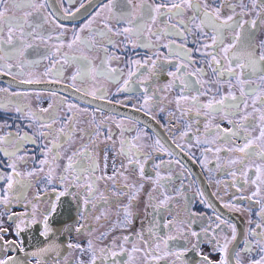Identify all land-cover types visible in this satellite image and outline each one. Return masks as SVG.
<instances>
[{
    "label": "flooded vegetation",
    "instance_id": "flooded-vegetation-1",
    "mask_svg": "<svg viewBox=\"0 0 264 264\" xmlns=\"http://www.w3.org/2000/svg\"><path fill=\"white\" fill-rule=\"evenodd\" d=\"M160 2L146 0L153 6ZM228 2L237 4L236 18L240 19V0ZM36 3H44V7L16 9L12 4L5 5L6 15L10 17L31 13L28 22L33 28L25 26V31L34 30L44 38L30 39L32 47L21 57L0 61V89L7 90L0 91V137L6 141L0 143V149L11 153L17 144L22 145L16 156H5L0 151L3 177L0 197L7 189V177L12 174L9 164H15L19 179L30 185L22 189L14 178L12 189L8 190V202L0 203V225L6 229L0 232L3 237L0 259L13 257L18 264H92L93 258L95 264H204L206 256L211 264H219L221 253L217 244H225L227 236L231 264L237 258L240 264L260 260L264 256L261 251L264 238L260 235L264 233V183L257 181L260 193L252 197L257 188L252 180L256 179L255 166L264 165V161L258 157L249 160L251 169L245 178L241 165L230 163L242 159L243 154L225 151L242 146L244 140L236 138L225 143L215 131L217 124L224 130L232 128L223 118V112L209 114L207 109H197L190 99H181L177 104L181 95L192 97L196 92L181 91L179 81L167 87L173 80L168 72L175 71V65L183 61L170 55L164 45L173 49L185 45L191 50L193 61L187 71L204 69L203 80L208 83L196 86L206 92L199 96L200 104L228 95L231 84L232 93L246 100L248 108L241 104L239 110L227 111L251 113L245 124H258L259 113L252 107L256 97H241L240 89L242 86L245 90L259 89L256 96L264 99V81L259 79V74L252 76L245 69L241 80L248 83L243 85L235 79L229 82L226 76L217 78L208 67L209 58L201 55L204 50H196L199 44L211 43L210 36L201 40L195 29L191 34L186 33L187 41L168 35V31H177L172 25L183 29L179 21L188 20L192 15L189 9L182 17L171 20L158 17L150 24L152 32L161 31L159 39L147 31L138 39L122 33L129 25L109 12L105 7L108 0H36ZM208 3L212 6L213 0ZM219 3L220 0H215L216 5ZM242 3L247 7L242 18L255 19L251 0ZM123 6L124 0H116L113 11L119 14ZM230 14L225 4L221 15ZM105 23L113 30L106 37L89 31L107 32ZM257 25L255 29H250L248 24L244 28L253 34L255 55L259 57L264 23L258 19ZM0 27L4 29L2 38L7 41V24ZM117 30L121 31L120 35L115 34ZM75 35L92 47L77 41L69 48ZM231 35L226 33V44L231 42ZM18 36L19 32L14 30L13 43ZM109 39L112 44L108 43ZM141 40L151 47L138 46ZM3 48L5 52L12 50L7 43ZM82 56L87 61L79 59ZM220 58L227 67L222 53ZM153 59L155 68H151ZM8 64L10 69L5 67ZM86 71L88 74L84 75ZM240 71L237 69V73ZM197 78L199 73L192 79ZM28 80L33 82H23ZM209 88L212 91H207ZM17 105L22 107V112L16 111ZM256 107H260L259 100ZM29 113L35 118L30 119ZM42 122H48L50 128L42 127ZM41 131L48 135L41 137ZM238 131L241 135H259V127L247 133ZM25 133L36 143L20 140L19 136ZM65 136L69 137L66 141ZM54 142L62 147L49 151ZM54 151L59 152L58 160L53 159ZM21 156L23 160L19 159ZM70 156L73 168L65 172ZM42 160L47 162L42 165ZM30 171H34L32 176L27 175ZM61 176L68 179L62 183ZM261 179L264 180V174ZM61 192L65 194L61 196ZM53 204L55 212L49 215L50 231L45 237L41 235V222ZM229 204L232 207H226ZM33 214L37 223L29 221L28 227L21 225L24 230L17 235L15 225L20 223L19 217Z\"/></svg>",
    "mask_w": 264,
    "mask_h": 264
},
{
    "label": "snow or ice",
    "instance_id": "snow-or-ice-1",
    "mask_svg": "<svg viewBox=\"0 0 264 264\" xmlns=\"http://www.w3.org/2000/svg\"><path fill=\"white\" fill-rule=\"evenodd\" d=\"M12 4L16 9H23V8H36L37 10L42 9L44 7V3L37 4L36 0H0V25L7 24L8 27V38L7 41H5L2 38L3 34V27H0V61L5 60L7 57L8 59H15L18 57H21L24 53V51L27 48L32 47V45L28 42L32 38H40L43 39V36H39L38 33H36L34 30L31 31H25V26L32 29L33 25L29 24L28 22V16L31 15V13L26 12L23 17L20 18H14L6 15L7 8L5 5ZM225 4H227L228 9L231 11L232 14L227 16L221 15V10L225 7ZM252 9L256 12V18L252 20H244L242 17L247 14V7L243 5L242 0H240V7L242 9L240 16V19L236 18V7L237 4L229 3L228 0H220L219 5L215 4V0H213V5L210 6L208 3V0H203V4H201V0H169V2H164V0H161L160 3L153 5H148L146 3V0H140L139 3H135L134 0H124V6L122 11L117 14L113 11L114 6L116 5V0H108L107 5L105 7L108 8L109 12L112 15H115L118 21H124L129 26L123 28L122 33L127 34V37L135 36L136 38H140L142 34L147 31L152 36H155L157 39H159L160 35L162 34L161 31L152 32L151 28L149 27L150 24H153L156 22L158 17H167L168 20H171L173 17H182L184 15V12L186 9H189L192 11V15L188 18L187 21L180 20L179 24L183 25V29H178L177 25H172L171 27L174 29H177L175 32L168 31V35H177L182 37L185 41H187V34H191L193 29L198 31L200 35V39L203 40L205 37H209L211 39V43H203L199 44L197 46V51L200 52L201 49L204 51L201 52L202 56H207L209 59L207 60L208 67L211 69L214 76L217 78H223L227 77L228 81L230 82L232 79H235L238 84L243 85L245 83H248L246 80H241V75L243 74L244 70L247 69L252 76H256L259 74V79L261 81H264V42H261V55L257 57L255 55V49H254V40H253V34L251 32H246L244 26L248 24L250 26V29H255L257 25V20L259 19L261 23H264V0H251ZM81 7H83V4H81ZM137 9H139V16H137ZM99 15V13H97ZM135 21V22H134ZM54 22V21H53ZM91 23V21H89ZM87 27V25H85ZM104 28L107 29V32L105 31H98L94 29H89L90 32H94L96 35L100 37H106L108 33L112 32L113 30L109 27L107 23L104 24ZM16 30L19 32V36L16 38V43H13V31ZM83 30V29H82ZM166 31V30H165ZM226 33H231V42L225 43L224 41L228 38L226 36ZM116 35H120L121 31L117 30ZM77 41H80L85 47L91 48L92 45L87 40H81L79 35H75L72 42L68 44V47L71 48L74 43ZM7 43L8 45L12 46V50L5 52V49L3 48V45ZM109 44H112L113 41L111 39L108 40ZM137 46V45H134ZM138 46L142 47H151V44L146 42L145 40H141L140 44ZM165 47L169 48L170 55H175L178 57H181L182 61L181 63H178L175 65V71H169L168 75L173 77L172 82L167 87L175 86L176 82L179 81L181 86V91L188 90V91H195L196 95L189 97L186 95H181L177 99V104L179 105L180 100H191L192 104L197 107V109H207L209 114L216 115L221 112H223V118L227 120V122L232 125V128L230 130H224L220 127L219 124L215 126V131L220 135V138L225 143H231L234 139L240 138L244 140V143L242 146H236L234 148L225 149L227 152H238L243 154V158H237L230 161L231 164H237L239 163L241 165V168L244 169V176L247 178L248 170L251 169V166L248 164L249 160H253L255 158H259L261 161H264V99H260L256 96L259 89H250L245 90V88L242 86L241 91V97H244L246 95L256 97L252 100V107L253 111L256 113H259L258 116V124H252L248 123L245 124L244 121L248 120L249 115L251 113H245L241 115L239 111L236 112H229L227 109H240V105L243 104L244 109L248 108V103L246 100L238 99L231 91V84L229 85V93L226 96H221L219 100H216L215 98H210L209 101L205 104L199 103V96L205 95L206 92H201L196 87L197 85L208 83V81L203 80V77L206 75L203 68H197L193 72H188L187 69L189 68L190 64L193 63L191 56H190V49H187L185 45H176L175 49L172 48L171 45H164ZM235 49V51H233ZM104 51H107V49H104ZM223 54V59L227 61V67H225V64L222 63L220 54ZM65 61H67L69 58L65 55L64 56ZM72 60L78 59L77 57H72ZM79 59H83L87 61V57H80ZM151 59V58H150ZM166 60H168V57H165ZM235 62V63H234ZM90 63V62H89ZM137 64H139V61H136ZM156 60H152L151 68H155ZM6 68L10 69L11 65L8 64L5 66ZM237 69H240V73H237ZM2 70V69H0ZM115 71V70H112ZM197 73H199V78L192 79L193 77L197 76ZM80 73H78L79 75ZM84 75H87V71L83 73ZM77 76L74 75L72 77V80H76ZM24 83H32V80L23 81ZM127 85V81L125 82ZM0 91H7L6 89H0ZM207 91H212L211 88L207 89ZM13 95H18L17 93H13ZM257 100H259L260 107L257 108ZM2 106V105H0ZM17 112H22L23 109L20 105L16 106ZM42 111H46V109H42ZM230 116H239V120H233L229 119ZM29 118H35L32 113H29ZM54 123V121H52ZM42 127H49L50 124L48 122H42ZM207 127V125H206ZM254 127H259V135L256 137L249 135H241V132L238 131V129H242L243 132L247 133L250 129H253ZM60 132H63V128L60 129ZM39 135L41 137H45L48 135V133L45 132H39ZM20 140H26L30 143H36V141L29 136L27 133H25L22 136H19ZM69 139L68 136L64 137V140L66 141ZM6 142L4 137H0V143ZM159 143V142H157ZM22 145L17 144L15 151L9 153L5 151L4 149H0V151L4 152L5 156H16L17 153L20 151V148ZM60 147H62V144L60 143H53L52 148L49 149V151L52 150H58ZM217 152L220 151L219 148L216 149ZM60 158L59 152L54 151L53 159L58 160ZM19 159L23 160L24 157L21 156ZM47 161L42 160L40 163L43 165ZM129 163H132L130 160ZM12 169V174L7 177V189L4 192L3 197H0V203H7L8 202V190L12 189L14 178L15 183L20 185L22 189H26L30 187L29 184L23 183L19 177L20 172L16 169L15 164H9L8 165ZM73 168L72 164V157L70 156L68 158V164L65 166V172ZM95 169V162L93 163V170ZM42 170V169H41ZM35 171V170H34ZM34 171H30L27 173L28 176H32L34 174ZM255 173H256V179L252 180L253 184H257V181H260V183H264V180L261 179L262 174H264V165H257L255 166ZM141 174H143V169L141 166ZM232 175H236L235 172L232 173ZM0 179H3L2 176H0ZM68 179L67 176H61L60 180L63 183ZM79 179V177H77ZM111 179V177H109ZM49 183L51 182V175L49 174L48 177ZM247 182V180H246ZM92 185L88 186V189L91 190ZM260 193V187L259 184H257L256 191L252 193V197H255L259 195ZM64 192H61L60 195H64ZM20 196H17V199H19ZM134 198V197H133ZM243 199V197H241ZM251 199V197H249ZM85 203H88L86 200ZM226 207H232L231 204L226 205ZM33 209L35 210V205H33ZM55 212V205L53 204L50 206L49 211L44 213V219L41 222L42 223V232L41 235L47 237L50 228H49V215ZM128 213L126 212V217ZM20 223L15 225V231L18 235L21 231L24 230L21 225H24V227L29 226V221H31L32 224L37 223L35 220L34 214L31 216H28L25 218L24 216L19 217ZM217 219H220V217H217ZM9 220H12V217H9ZM223 223V221H221ZM219 227V225H217ZM257 227H261V225H257ZM79 231V229H77ZM0 232H6V229H3L2 225H0ZM232 239L235 240V228H232ZM193 235H196V233H192ZM261 238H264V233H261ZM3 237L0 235V240H2ZM127 239V237H125ZM225 244L219 245L217 244V249L221 253V259L219 261V264H231L227 248V236H225ZM13 245H15V241L11 242ZM167 241H165V244ZM75 247H79L78 245ZM89 247H91V242H89ZM195 247V246H194ZM4 250H7L5 248ZM22 250V249H21ZM248 247L246 245L245 251H248ZM261 251L264 252V247L261 248ZM238 257V253L236 254ZM204 264H211V261L208 260V257H203ZM0 264H18V262L13 257H8L7 259H0ZM92 264H95V259L93 258ZM234 264H240L239 259H235ZM250 264H264V256L261 257L260 260H252Z\"/></svg>",
    "mask_w": 264,
    "mask_h": 264
}]
</instances>
